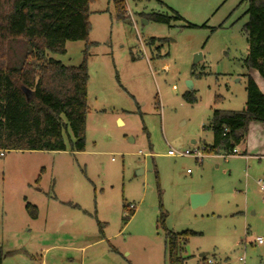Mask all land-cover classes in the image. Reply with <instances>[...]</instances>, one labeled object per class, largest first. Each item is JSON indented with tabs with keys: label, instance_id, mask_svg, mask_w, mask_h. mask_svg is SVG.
<instances>
[{
	"label": "rangeland",
	"instance_id": "rangeland-1",
	"mask_svg": "<svg viewBox=\"0 0 264 264\" xmlns=\"http://www.w3.org/2000/svg\"><path fill=\"white\" fill-rule=\"evenodd\" d=\"M241 2L125 0L127 20L113 0L90 5L86 148L73 151L66 136L63 151L0 155L3 264H169V231L195 232L181 264H264V158L168 154L211 144L214 110L245 108ZM153 13L170 23L144 17ZM86 48L69 41L49 56L79 66ZM205 192L209 201L193 207Z\"/></svg>",
	"mask_w": 264,
	"mask_h": 264
},
{
	"label": "trees",
	"instance_id": "trees-1",
	"mask_svg": "<svg viewBox=\"0 0 264 264\" xmlns=\"http://www.w3.org/2000/svg\"><path fill=\"white\" fill-rule=\"evenodd\" d=\"M95 0H0V151H63L66 136L73 151L86 148L88 105V47L90 5ZM117 19L127 20L125 0H113ZM248 5L244 32L249 43L245 66L264 78V0H242ZM147 20L170 23V16L153 13ZM179 18H181L178 15ZM156 38L149 40L153 44ZM69 41H87L83 62L67 66L49 53H66ZM21 43L20 52L12 46ZM12 53V54H11ZM247 99L242 110L216 109L208 128L213 133L207 153L229 154L243 143L251 122L264 124V93L247 74ZM184 97L194 103L196 96ZM126 207V206H125ZM26 209L33 219L38 207ZM195 232L169 231V264H181L180 252ZM4 250L0 246V264Z\"/></svg>",
	"mask_w": 264,
	"mask_h": 264
},
{
	"label": "crops",
	"instance_id": "crops-1",
	"mask_svg": "<svg viewBox=\"0 0 264 264\" xmlns=\"http://www.w3.org/2000/svg\"><path fill=\"white\" fill-rule=\"evenodd\" d=\"M248 74L254 78L260 90L264 93V78L261 77L259 72L255 69H250ZM119 122L122 123V120L119 119ZM192 143L195 144L196 141L193 140ZM239 146L243 148V152L239 150L240 154L243 153V155L246 158H252V157L264 158V124L259 122H251L249 125V130L246 139ZM7 224L8 226L5 224V227L10 228L11 224L10 223ZM5 227L3 234L7 232V230H5ZM15 235L17 236L18 234ZM41 264H44V261Z\"/></svg>",
	"mask_w": 264,
	"mask_h": 264
},
{
	"label": "built area",
	"instance_id": "built-area-1",
	"mask_svg": "<svg viewBox=\"0 0 264 264\" xmlns=\"http://www.w3.org/2000/svg\"><path fill=\"white\" fill-rule=\"evenodd\" d=\"M205 153H207L205 146H203L201 148L200 147H197V148H194V149H187L185 151H180V152L175 151V150H169L168 151V154L170 156H176V157H192V158L196 159L198 162H202V160L205 157ZM0 155L3 156L4 155V152H0ZM238 155H240V151H239L238 147H236L235 149L232 150L231 153H229V154H222L221 157H223L224 160L227 161L229 158L236 157ZM259 184L261 185V190H262L263 195H264V182L260 180L259 181ZM131 208H135V207L133 205H131ZM256 242L258 244H262V243H264V239L262 237H257ZM240 260L243 261L244 259L243 258H240Z\"/></svg>",
	"mask_w": 264,
	"mask_h": 264
},
{
	"label": "water",
	"instance_id": "water-1",
	"mask_svg": "<svg viewBox=\"0 0 264 264\" xmlns=\"http://www.w3.org/2000/svg\"><path fill=\"white\" fill-rule=\"evenodd\" d=\"M197 60L198 59L196 57V62H197ZM189 87L190 88L192 87L191 81L189 82ZM209 199H210V194L207 192L199 193V194H193L191 197L192 206L197 207V206L203 205V204L207 203L209 201ZM201 256H204V254H202Z\"/></svg>",
	"mask_w": 264,
	"mask_h": 264
}]
</instances>
